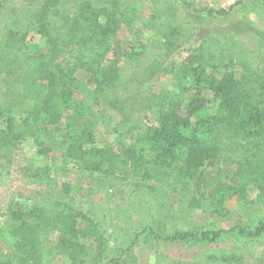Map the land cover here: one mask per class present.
I'll list each match as a JSON object with an SVG mask.
<instances>
[{"label":"trees","instance_id":"obj_1","mask_svg":"<svg viewBox=\"0 0 264 264\" xmlns=\"http://www.w3.org/2000/svg\"><path fill=\"white\" fill-rule=\"evenodd\" d=\"M120 15L117 0H22L21 5L0 0V174L31 139L35 152L22 169L24 179L61 196H79L91 185L113 188L133 172L150 184L178 167L180 177L195 182L198 192L212 199L216 215H226L223 206L235 197L246 200L251 195L252 204L264 205V155H259L264 150V69L249 87L247 75L237 79L232 71L221 73L220 64L193 55L176 73L179 96L168 103L157 126L143 123L136 144L119 153L96 146L98 113L111 104L107 91L120 76L119 67L104 65L122 28ZM135 55L127 52L120 61ZM163 68L157 59L147 73L156 75ZM224 129L246 142L250 158L220 165L223 154L216 134ZM91 209V215L97 214L99 206ZM0 217V233L11 245L7 255L0 249V264H13L15 256L18 264H43V232L57 233L55 247L71 264L88 257L82 243L90 236L84 213L12 200L0 206ZM163 225L153 235L172 242L213 243L221 235L203 230L164 237ZM238 229L258 237L264 222L255 231Z\"/></svg>","mask_w":264,"mask_h":264},{"label":"rangeland","instance_id":"obj_2","mask_svg":"<svg viewBox=\"0 0 264 264\" xmlns=\"http://www.w3.org/2000/svg\"><path fill=\"white\" fill-rule=\"evenodd\" d=\"M117 1L122 28L112 40L113 49L104 65L119 67L120 76L107 91L111 104L98 113V148L119 153L136 144L139 135H143L139 130L143 123L157 126L168 103L179 96L180 79L176 73H181L193 55L201 54L209 63L220 64L221 73L232 71L237 79L247 75L249 87L255 86L254 75L264 69L261 0ZM13 3L21 5L22 0ZM201 9L215 12H197ZM127 52L137 55L120 61V55ZM157 59L164 68L156 75L147 73ZM79 77L85 75L80 73ZM215 109L212 107L210 112ZM132 134L136 135L134 140ZM216 138L223 154L220 165L250 158L244 148L246 142L228 130H220ZM34 152V143L28 139L21 150L13 153L11 164L0 174V206L15 200L29 207L86 214L88 220L83 222L90 236L82 243L88 247V257L77 264H264V233L249 237L238 229L255 231L264 222V205L252 204L251 195L246 200H227L223 206L227 214L216 215L212 212V199L198 192L195 182L180 177L177 167L150 184L133 172L113 188L105 183L91 185L84 187L79 196L65 197L24 179L22 169ZM259 155H264L263 148ZM212 188L208 186V192ZM94 204L99 211L94 210L97 214L91 215ZM169 208L173 212L169 213ZM160 223H164V237L203 230L221 235L213 243L161 240L152 233ZM2 228L4 219L0 217L3 232ZM57 237V233L41 234L43 264H71L68 256L55 247ZM6 239L0 233V249L7 255L11 245ZM16 259L17 256L13 264H18Z\"/></svg>","mask_w":264,"mask_h":264}]
</instances>
